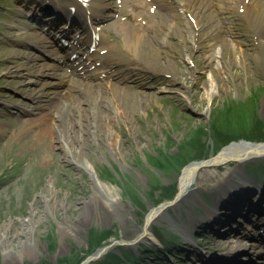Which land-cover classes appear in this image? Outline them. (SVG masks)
<instances>
[{
  "label": "rangeland",
  "instance_id": "374dc122",
  "mask_svg": "<svg viewBox=\"0 0 264 264\" xmlns=\"http://www.w3.org/2000/svg\"><path fill=\"white\" fill-rule=\"evenodd\" d=\"M130 1L154 8L133 11ZM183 1L195 16L186 15L174 0H165L171 6L161 9L154 0H106L96 21L90 20L95 28L90 34L78 0H44L43 5L0 0V264H206L212 258L210 264L226 259L264 264L259 235L264 189L249 196L252 203L263 197L259 204L247 201L239 210L226 199H221L226 206L214 202L249 177L263 187L264 155L247 156L243 163L212 162L246 140L234 135L264 133V64L257 58L263 48L251 27L236 16L218 14L213 0L209 9L199 0ZM122 24L140 31L147 27L148 37L143 48L128 50V59L107 68L122 110L110 126L117 139L111 142L113 151L99 136L104 115L99 106L107 101L101 98L102 80L91 77L83 53L104 55L105 40L116 48ZM9 63H20L19 72H10L16 65L8 70ZM30 63L56 67L57 74L79 65L72 79L84 91L74 92L69 117L51 100L60 91L52 85L57 78L48 76V68L29 75L24 69ZM20 85L44 94L38 104L44 108L36 110L31 96L20 94ZM52 111H61V127L37 136L43 127L37 122ZM73 138L81 141L82 152L68 154L66 148L63 153L60 148ZM43 142L50 145L47 156L38 153ZM154 155L161 164L152 160ZM196 162L204 164L178 198L183 170ZM153 209L163 212L143 234ZM210 211L216 221L206 219ZM98 241L101 246L91 250ZM234 241L244 244L243 253L231 251Z\"/></svg>",
  "mask_w": 264,
  "mask_h": 264
},
{
  "label": "bare ground",
  "instance_id": "6f19581e",
  "mask_svg": "<svg viewBox=\"0 0 264 264\" xmlns=\"http://www.w3.org/2000/svg\"><path fill=\"white\" fill-rule=\"evenodd\" d=\"M21 1H25V0H21ZM36 1L37 2L39 1L41 3L40 5H43L42 3L44 0H36ZM48 1H52V0H48ZM105 1L106 0H78V5L83 7L82 9L83 13L86 14V16L89 18L88 30L90 31V34L95 33V28L92 25L91 27L89 26L90 24H92L90 20L93 19L94 21H96V18H95L96 14L99 13L102 9H104L107 6V4L104 3ZM154 1L159 9L167 8L168 6H171V4L165 2V0H154ZM208 1L209 0H199L197 3L203 9L205 7L209 9V6H207ZM130 3L132 6H135L134 8H132L133 11H139L141 9H145L146 7H151V11H152L154 8L152 7V5L148 6L150 4H146V3H138L136 1H130ZM174 4L175 5L178 4V6L181 7L184 10L185 14L188 15L189 17H192V15L195 16L193 11L191 10L189 11V9L186 6V3H184L183 0H174ZM213 4L215 5L216 10L218 11V14L228 13L230 14L229 15L230 20L231 18H234L236 16L239 20L240 19L242 20L241 22L243 25H248L249 27H251L250 29L253 30L255 34H257L256 41H258L260 48L261 49L263 48L262 54H259L257 58L260 59L262 63L264 64V34L261 35V32H260V29L262 30L264 29V0H213L211 5ZM135 16H142V14H137ZM130 20H131L130 17L125 19V21H130ZM199 22H200V19H196L194 26L198 27ZM65 26L66 25H64V27ZM143 30L148 31L147 27L142 28V31H140L139 28L137 29L136 26H131L130 28H127L125 24H122L121 30H120V32L122 33L121 43L119 42V45L116 48L113 49L112 46H109L110 40H107V41L105 40L102 42L104 43L103 45L107 48V51L104 55L95 54V51L93 50H90L89 52L85 51L83 53L84 55L83 60H86L87 65L92 67L90 68V70L93 71L91 77H93V79H96V80L98 79L102 80L101 82L103 84V87L101 89L102 90L101 94L105 96H102L101 98L103 99V101L105 100L107 101L105 102L104 107L102 105L99 106V109H104V115L100 116L102 130H100L101 132L99 131L100 133L99 136L104 135L107 138L109 145L113 151H115V149L113 148L114 146L111 142L113 141L116 142L117 139H114L115 137H114L113 132H111L110 126L113 123H116L119 121L122 110L117 105L118 102H117L116 94L114 93V90L117 88V86L114 85L113 83H110L112 73H109L107 68L110 64L117 65L118 63H120L123 57H127L128 50H131L132 52H134L137 49L143 48L144 39H147L148 37L147 31L144 32ZM59 34L60 33L57 32L58 37H60ZM90 41L91 40H88V46H90L92 43ZM233 46H235V44H233ZM79 49H82V48L79 47ZM77 54H79V57L81 56V53H77ZM132 55L134 56V53ZM240 56H241V59H243V56L242 55ZM76 61L77 59H74V62ZM13 65H16V68H13L11 70ZM19 65L14 64V63H9L8 70H11L10 72H13V70L16 69V72H19V69H18ZM67 67L68 69H66L63 72V74H57L55 72L56 67H52V66L47 67L44 64L39 65V64L30 63L27 65V67L24 70L28 71L29 75H32V74L34 75L36 72L39 71L42 73L44 68L45 69L48 68V70L50 71V74L48 76L57 78L56 82L52 85L57 88H60V91L56 95L57 97H51V100L56 99L54 103L56 104L55 106L61 104V107L63 109L65 108L64 113L67 115V117H69L66 110L69 111L71 109V106H72L71 102H73L71 101V99L74 98V92L76 90H78L77 92L84 91L83 90L84 85L82 84L81 85L82 87H81V86H76L73 83L74 81L72 78L74 76V73L77 71V68H79V65L78 66L71 65ZM127 69L128 68H125L124 70L120 72L122 73L123 71H126ZM115 76L119 77V75H115ZM21 78L24 80L27 78V76L24 75ZM34 83H37V82H34ZM39 84L43 87L47 86V85H42L41 83ZM18 88L20 89V94H28L31 96L30 99L33 104H37V105L41 104L42 100L45 98L44 94H39L38 92H35V89L31 86L20 85V87ZM212 89H213V82L211 81V84L209 86V91H212ZM78 103L80 105V101H78ZM36 108H40V109L44 108V105H38L35 107V109ZM60 112L57 113V112L52 111L45 117L44 116L41 117V119L37 123L38 125H42L43 127L37 133V136L42 137L43 134H46V133L52 134L51 132L52 130H54L53 128L61 127V123L57 122L61 120L62 114H60ZM94 136H97V135H94ZM59 137L62 138L63 137L62 134ZM73 140L74 138L71 141L64 142L63 147L60 148L63 150V153L66 152V148L68 149V152H67L68 154H73V155L75 154V153H71V151L72 152L79 151L80 153L82 152L81 141L79 142L78 139H76V141L73 142ZM82 140H86V139H82ZM41 147H42L41 148L42 150L38 151L40 155L44 154L45 150H48L50 148V145L46 142H43ZM48 153L49 152L45 153V156H47ZM263 155H264V145H260L256 147V146L246 145L244 143H239V144L235 143L231 145L229 148H227L225 151H223L217 158L212 159V162H214V164H219L222 162L223 163L226 162V160L227 162H229L231 159H235V161L243 163L244 159L247 156L256 157V156H263ZM34 160L35 159H33V161ZM83 165L86 168H88V165L86 163H83ZM199 166H203L202 162L201 163L196 162V163L190 164L183 170L182 176L180 178V183H179L180 194L178 195V198L183 196L185 192L187 191L188 187L192 185V182L194 181V176L196 174V170L197 168H199ZM89 169H90V166H89ZM248 183H251V182L248 181ZM240 185L241 183H238L236 185L238 189H235L234 186L233 187L231 186L232 188H230V190L217 195L216 198L214 199V202L220 205L223 204L221 202V199H228L230 197L228 195L234 193V190H239L238 195H237L238 197L239 195L244 194V192L246 193L247 191L243 189V187H241ZM260 199H262V197H260L258 200ZM247 201L248 199L244 198L239 203L234 204L231 207L233 210H239V208H242L243 205H246ZM224 205L225 204H223V206ZM162 212H163L162 209H153L147 215L145 226L143 228V234H145V232L148 231V228L150 226L149 224H151V220L161 215ZM214 214H215L214 211H210V215L206 219L209 221L210 219H212ZM213 223L216 224V222H213ZM230 244L231 245H228V246L230 247L232 252L236 253V255H239L240 254L239 252L244 251V248H243L244 244L239 243L238 241H234L233 243L231 242ZM234 249H236V251H233ZM232 255L233 254H231V256ZM232 263L233 262H231L229 259L223 260V264H232Z\"/></svg>",
  "mask_w": 264,
  "mask_h": 264
},
{
  "label": "trees",
  "instance_id": "16d2710c",
  "mask_svg": "<svg viewBox=\"0 0 264 264\" xmlns=\"http://www.w3.org/2000/svg\"><path fill=\"white\" fill-rule=\"evenodd\" d=\"M243 121H245V120H243ZM220 135H221V133H220ZM223 135H224V132H223ZM235 137L234 138H240V137H242L243 139H246L247 141H264V133H257V135L255 136H251V137H247V136H245V135H242V136H238V135H234ZM259 139V140H258ZM227 142H229V141H227ZM224 143H222V145H223ZM220 146V145H219ZM218 149V146H217V148L216 149H214V151L215 150H217ZM161 155H164V152L163 151H161L160 152V157H161ZM154 156H156V155H154ZM203 157H205V154H203V155H198V157L196 158V159H200V158H203ZM163 158V157H162ZM193 159L192 160H194V157H192ZM156 164H161V159L159 158V157H154L153 159H152ZM146 168H148V164L146 163V161H145V165H144ZM106 171L109 173V175H110V177H113V178H115V175L112 173V170L110 169V168H106ZM174 196V195H173ZM99 246H101V243H99V241H98V243L96 244V245H94V246H92V248H91V250H95V248H98ZM115 258H117V256H115L114 254H112ZM118 261H120L119 259H117ZM80 261V260H79ZM78 261V262H79ZM78 262L77 263H75V262H73L74 264H78ZM59 264H62V262L61 263H59Z\"/></svg>",
  "mask_w": 264,
  "mask_h": 264
},
{
  "label": "water",
  "instance_id": "95a60500",
  "mask_svg": "<svg viewBox=\"0 0 264 264\" xmlns=\"http://www.w3.org/2000/svg\"><path fill=\"white\" fill-rule=\"evenodd\" d=\"M241 143H244V144H246V145H251V146H260V145H264V143H250V142H241ZM202 164H204L203 162H202ZM171 203H173V202H171ZM94 255H96V253H93V256Z\"/></svg>",
  "mask_w": 264,
  "mask_h": 264
}]
</instances>
